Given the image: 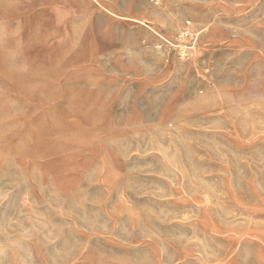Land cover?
<instances>
[{
    "label": "rangeland",
    "instance_id": "obj_1",
    "mask_svg": "<svg viewBox=\"0 0 264 264\" xmlns=\"http://www.w3.org/2000/svg\"><path fill=\"white\" fill-rule=\"evenodd\" d=\"M0 264H264V0H0Z\"/></svg>",
    "mask_w": 264,
    "mask_h": 264
},
{
    "label": "bare ground",
    "instance_id": "obj_2",
    "mask_svg": "<svg viewBox=\"0 0 264 264\" xmlns=\"http://www.w3.org/2000/svg\"><path fill=\"white\" fill-rule=\"evenodd\" d=\"M95 1V0H94ZM109 13H112L110 10H107ZM136 20H138V19H136ZM138 21H140V20H138ZM142 21V20H141Z\"/></svg>",
    "mask_w": 264,
    "mask_h": 264
}]
</instances>
